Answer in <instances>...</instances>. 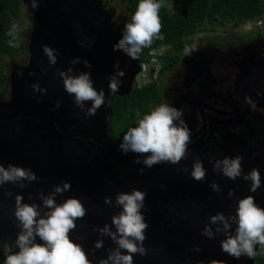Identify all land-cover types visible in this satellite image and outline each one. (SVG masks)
<instances>
[{"label":"water","instance_id":"95a60500","mask_svg":"<svg viewBox=\"0 0 264 264\" xmlns=\"http://www.w3.org/2000/svg\"><path fill=\"white\" fill-rule=\"evenodd\" d=\"M23 1L32 13L34 30L30 34L29 64L11 76L9 100H0V164L30 167L37 180L26 183L24 188L11 183L0 186V242L15 241L19 231L13 216L16 194L24 197L23 202L39 205L37 193L46 194L52 190V185L64 180L70 182V189L58 195L56 201L60 203L68 197H77L85 207L84 217L76 220L69 237L88 251L92 264H98L108 255V250L115 247L108 237H98V233L93 231L94 227H103L105 223L110 225L111 216L119 211L118 207L106 205L104 198L110 197L114 201L116 193L133 188L147 193L145 206L148 209L145 213L148 227L143 241L146 254H133V264H193L204 260L199 258L207 256L212 247L220 246V240L224 238L222 234H216L212 239L201 235L208 217L222 210L221 201L224 199L210 202L217 192L211 190L209 182L219 183L214 177L206 174L203 181L174 178L160 163L145 168L142 173L136 171L120 184H108V163L103 155L108 149L117 153L111 148L118 145L107 130L111 113H104V118L95 121L93 127L101 130L100 133L95 131L98 135L90 131L91 124H84L82 118H78L74 125L84 127L85 133L72 131L66 134V131L55 128L54 122L58 120L54 114L61 112L65 116L74 105L70 95L63 90L56 74L58 70L72 67V74L90 71L93 86L103 87L109 97L107 109L113 99V95H108L105 81L109 71L112 73L111 68L106 61L103 64L96 58L111 55L109 39L112 40V35L100 22L104 14L94 6L95 0H38L35 10L30 0ZM42 44L57 49L54 65L48 64ZM73 57L88 60L92 67L85 68L82 62L70 65L69 60ZM101 67L103 73L99 76L96 72ZM34 83L45 88L46 92L43 95L34 92L31 87ZM118 94L123 95V92ZM57 99L60 104L54 108ZM90 135L99 137L98 143L81 140ZM220 185L223 190L220 189L218 194L228 193L230 189L233 191V196L226 198L227 202L234 203L240 198L239 184ZM5 192L12 195L6 196ZM253 193L251 196L255 203L264 208V189ZM185 202L194 203L197 207L183 210ZM228 212L234 214L232 210ZM97 238L103 240L100 249L93 247ZM256 257L251 258L248 264H254Z\"/></svg>","mask_w":264,"mask_h":264},{"label":"clouds","instance_id":"9594fccd","mask_svg":"<svg viewBox=\"0 0 264 264\" xmlns=\"http://www.w3.org/2000/svg\"><path fill=\"white\" fill-rule=\"evenodd\" d=\"M102 3L95 0L94 6L103 12L104 17L100 22L107 27L110 16L107 11L98 8ZM30 4L35 10L38 7V0H30ZM160 7V0H137L131 20L124 24L119 39L112 45V51H120L129 59L135 60L154 39H163L158 14ZM263 24L262 21H247L238 29L251 30ZM8 35L12 37L9 44L19 43L15 23L10 26ZM41 49L47 57L48 64L54 65L57 60V49L46 44H42ZM182 51L184 56H189L196 51V45L185 44ZM78 62H82L85 68L92 67L86 59L81 61L79 57H73L69 60L70 65ZM72 73V67L58 70L56 73L62 82L64 92L70 95L73 104L84 113L85 118L95 115L97 109L106 103L104 88L93 86L90 71ZM124 76V70L114 64L112 73L107 75L109 96L118 92L124 83L122 79ZM31 87L34 92L38 91L41 95L46 92L38 83L32 84ZM245 103L254 106L249 97H245ZM59 104L60 101L57 99L53 107H59ZM182 115L181 109L168 103H160L143 114L136 110L135 126L128 127L123 133L117 149L122 155L129 152L137 154L132 162L144 166L137 169L141 173L154 164L176 165L188 159L191 133ZM241 161L240 155L232 157L225 155L219 159H209V164L214 173H219L229 180L234 181L239 177L244 181H250L249 191L255 192L261 185L259 170L252 168L242 173ZM183 170L195 181H203L206 175L203 161L198 158L192 160L190 170L187 165ZM35 180L37 176L30 167L11 163L7 166L0 164V186L11 183L24 188L26 183ZM70 186V182L62 180L52 185V190L46 194L38 192L39 205L35 202H23L24 197L21 194L14 196L13 216L19 231L15 241L2 245L10 244L9 247L12 248L16 246L17 251L10 252L12 249L8 248L7 252L10 254L5 257L4 264H92L82 245L69 237L70 231L76 226V220L84 217L85 207L77 197H68L60 203L56 201L57 196L67 192ZM209 187L213 192L220 191V186L215 182H209ZM146 194L145 191L133 188L128 192L116 193L114 201L110 197L104 198L106 205L118 207L119 211L111 216L110 225L105 223L103 227L93 228L98 237H108L115 245L108 250L106 257L98 261V264H133V254L141 256L146 254L143 246L145 229L148 227L145 219V213L148 211L145 206ZM5 195L10 196L12 193L5 192ZM227 196H233L231 189ZM216 234L223 235L220 247L229 256L237 259L242 255L250 259L255 257L258 254V246H264V208L258 206L251 195L236 199L234 214L225 215L218 211L208 217V222L201 229V235L209 239L214 238ZM93 247L95 249L103 247V240L97 238L93 242ZM196 250L199 251L198 248Z\"/></svg>","mask_w":264,"mask_h":264},{"label":"flooded vegetation","instance_id":"af4514ba","mask_svg":"<svg viewBox=\"0 0 264 264\" xmlns=\"http://www.w3.org/2000/svg\"><path fill=\"white\" fill-rule=\"evenodd\" d=\"M108 5H112L111 2H103L98 8L109 13L107 27L112 35V40H109L113 45L119 39L124 24L130 22V19L128 18L127 21L126 17L116 18L113 13L104 8ZM236 30L226 31L225 39L212 38L211 34L216 32L198 33L193 43L196 45V51L189 56H184L182 52L177 60L170 56V49L164 46L150 50L144 59L142 58L147 48H144L135 60L129 59L120 51L113 52L112 50L109 56L103 55L99 58L97 56L100 63L106 61L111 71H113V65L116 64L117 68L125 72L122 78L124 83L118 92L113 94V99L109 102L110 110L106 106L109 101L106 95V103L97 109L95 115L87 118L75 105H72L67 115L64 116L61 112L54 114V118L58 120L54 124L56 130H64L66 134L72 131L84 132V127L74 125L78 118H82L84 124H91L90 131L98 135L96 133H100L101 130L99 127H93L94 123L97 119L104 118V113H111L112 117L111 104L116 95L124 96L132 93L136 87L157 82L161 89L162 101L160 103L172 104L181 109L182 118L191 133L188 159L176 165L167 163L162 165L167 168L171 176L184 180L190 179L191 177L183 170V167L187 165L190 170L192 160L198 158L203 161L206 174L219 182L221 190L223 187L220 183H226V185L236 183L237 186L240 185V197L249 196L254 194L249 191L250 181H244L239 177L234 181L229 180L219 173H214L209 164V159L215 160L225 155L229 157L240 155L242 173L252 168L259 170L261 185L256 189L258 193L264 189V24L251 30ZM167 61L171 63L168 72L164 68ZM28 64L29 44L28 63L24 67L13 66L12 70L8 71L9 81L14 73H20ZM102 70L101 67L96 74L101 76ZM105 81L107 82V79ZM120 92H123V95H119ZM245 97H249L254 106L245 103ZM8 100L9 98L4 99L5 102ZM81 140L98 143L100 139L90 135ZM111 149L116 150L117 153L107 155L108 149L103 155L108 163L106 175L108 184H120L133 176L137 169L144 167L142 164H133L132 161L137 154L129 152L122 155L117 148ZM218 198L224 199L221 201V212L229 214L228 210L234 211L236 202H227L226 198L230 197L226 192L216 193L210 202L219 201ZM196 207L194 203L185 202L182 205L183 210ZM258 249L254 264H264V246H258ZM85 251L88 253L87 250ZM199 259L204 260L198 263L193 262V264H248L250 260L243 255L238 259L229 256L221 250L220 246L212 247L207 256Z\"/></svg>","mask_w":264,"mask_h":264},{"label":"trees","instance_id":"16d2710c","mask_svg":"<svg viewBox=\"0 0 264 264\" xmlns=\"http://www.w3.org/2000/svg\"><path fill=\"white\" fill-rule=\"evenodd\" d=\"M102 2H113L121 4L131 14L136 9L137 0H99ZM160 0L159 17L161 22L160 32L163 39H154L147 47L146 55L150 50L169 48L170 56L177 60L183 52L185 44H193L194 37L200 32L228 31V28L238 29L245 22L262 21L264 23V0ZM173 3L169 8L166 5ZM23 0H0V98L5 99L9 91V75L5 65V58L12 57L22 52V43L19 41L9 44L12 39L8 35L10 26L22 16L24 7ZM216 26L220 29H216ZM228 27V28H227ZM264 34V32H263ZM28 63V53L26 64ZM171 63L166 62L164 68L168 72ZM162 101L161 89L157 82L136 87L132 93L124 96H115L111 104L112 117L109 123V135L115 142L119 143L123 133L128 127L135 126V112L139 110L142 114L148 112ZM0 246V264H4L5 257L10 252L17 251L16 246ZM12 249L7 252V249Z\"/></svg>","mask_w":264,"mask_h":264},{"label":"rangeland","instance_id":"374dc122","mask_svg":"<svg viewBox=\"0 0 264 264\" xmlns=\"http://www.w3.org/2000/svg\"><path fill=\"white\" fill-rule=\"evenodd\" d=\"M169 2H171V0ZM111 4L112 5L104 6V8L107 9L108 11H110L111 13H113L116 16V18L126 17L127 21H128V18L131 20V15L127 13V11L125 10V8L122 5H118L115 3H111ZM172 5H173V3H168L166 6L171 8ZM216 29L218 30V29H220V27L216 26ZM227 30H235V29H232L230 27ZM240 30H242V29H240ZM32 31H33L32 13L26 4V5H24V7L22 9V16L16 25V33L20 37V40L22 43V52L15 55V56L5 58V65L7 67V71H11L12 67L16 66V65L19 67H24L26 65V55L28 53V44L30 42V34ZM236 31H238V30H236ZM224 33H226V32L217 31L214 34H211V36H212V38L225 39L227 34H224ZM8 90L9 91H7V94H6L7 97L5 98V100L8 99L10 96V87ZM0 100L4 101V99H1V98H0ZM107 152H108V153H106L107 155H109L110 153L111 154L115 153V152L110 151V150H108Z\"/></svg>","mask_w":264,"mask_h":264},{"label":"built area","instance_id":"2783aa9c","mask_svg":"<svg viewBox=\"0 0 264 264\" xmlns=\"http://www.w3.org/2000/svg\"><path fill=\"white\" fill-rule=\"evenodd\" d=\"M260 24V22L258 23V25Z\"/></svg>","mask_w":264,"mask_h":264}]
</instances>
